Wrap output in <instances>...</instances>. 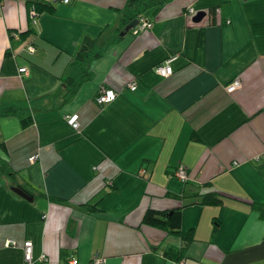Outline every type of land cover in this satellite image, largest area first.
<instances>
[{
  "label": "crops",
  "instance_id": "crops-1",
  "mask_svg": "<svg viewBox=\"0 0 264 264\" xmlns=\"http://www.w3.org/2000/svg\"><path fill=\"white\" fill-rule=\"evenodd\" d=\"M126 1L0 0V110L33 119L0 117L14 173L0 174V264H26L27 239L30 264H264L253 206L264 202V0H170L141 14L151 27L121 35ZM85 37L99 55L69 97L63 76ZM172 55V73L155 74ZM103 88L117 96L99 105ZM178 166L186 181L171 176ZM210 192L220 205L202 202ZM148 208H179L178 232L144 224Z\"/></svg>",
  "mask_w": 264,
  "mask_h": 264
},
{
  "label": "trees",
  "instance_id": "trees-1",
  "mask_svg": "<svg viewBox=\"0 0 264 264\" xmlns=\"http://www.w3.org/2000/svg\"><path fill=\"white\" fill-rule=\"evenodd\" d=\"M170 0H127L123 15L121 19V26L124 27L131 20L137 19L143 14L146 10L151 9L152 15H155L163 4ZM40 7L36 6V10L39 11ZM47 9H49L47 7ZM216 7L213 9L214 14ZM35 10V11H36ZM96 42L94 38L85 37L81 41L79 48L73 54L72 60L68 65L66 74L63 76V82L67 87L68 96H72L77 87L85 80L90 78V71L88 70V60L93 59L99 55V52L96 51ZM34 101L32 104L36 103ZM0 117H17L20 121L21 128L25 129L30 126L33 122L31 111L28 107H13L9 106L0 110ZM2 148H4L3 143ZM4 173L9 176H13V171H11L8 162L0 156V174ZM202 202L206 204L220 205L222 199L220 196H217L215 193L210 192L202 197ZM254 208L259 212V214L264 218V202H254ZM95 205L89 207L90 210H93ZM180 209L176 208L169 212L156 211L148 208L142 217V222L151 226H163L168 229L170 232H178L180 228ZM191 239V235L187 234L186 240ZM167 255H171L176 259L182 257L181 251H166Z\"/></svg>",
  "mask_w": 264,
  "mask_h": 264
},
{
  "label": "built area",
  "instance_id": "built-area-1",
  "mask_svg": "<svg viewBox=\"0 0 264 264\" xmlns=\"http://www.w3.org/2000/svg\"><path fill=\"white\" fill-rule=\"evenodd\" d=\"M63 3L69 2V0H62ZM32 13H34L32 11ZM187 13L191 16H193L196 11L192 7H188ZM216 14L219 13L218 9L215 11ZM226 23L229 22V20L225 21ZM138 24L140 25L141 29H146L151 27L152 23L147 18L140 17L138 19ZM175 57L168 56L165 60L158 63L154 67V73L161 76V77H167L172 73V66L171 62L174 60ZM20 72L23 74H27V69L25 67L20 68ZM127 87L130 90H135L136 88V81L133 80L130 83H128ZM240 87V80L234 79L232 80L226 87V90L228 92H232ZM117 96V92L111 88H103L101 89L97 95L95 96V102L99 105L109 103L112 100H114ZM66 121L68 125H70L72 128L77 129L78 128V115L77 114H68L65 116ZM171 176H174L180 181H186L188 179V174L186 169L183 166H178L177 168L172 170ZM8 245H15L16 243L13 240H8L6 242ZM23 246V254H24V261L26 264H30L32 262V241L31 240H25L22 243ZM67 264H79L78 260L76 258H69L67 260ZM85 264H105V259L100 257H95L91 259L90 261L86 262Z\"/></svg>",
  "mask_w": 264,
  "mask_h": 264
},
{
  "label": "water",
  "instance_id": "water-1",
  "mask_svg": "<svg viewBox=\"0 0 264 264\" xmlns=\"http://www.w3.org/2000/svg\"><path fill=\"white\" fill-rule=\"evenodd\" d=\"M205 13L204 11H196V13L192 16V20L194 22H199L203 17H204ZM138 24V19H133L131 20L125 27L124 30L120 33L121 35L124 34V32L132 29L133 27H135ZM13 191H15L17 194H19L20 196H22L23 198L26 199H31V196H29L26 192H24L22 189H20L19 187H13L12 188Z\"/></svg>",
  "mask_w": 264,
  "mask_h": 264
},
{
  "label": "bare ground",
  "instance_id": "bare-ground-1",
  "mask_svg": "<svg viewBox=\"0 0 264 264\" xmlns=\"http://www.w3.org/2000/svg\"><path fill=\"white\" fill-rule=\"evenodd\" d=\"M29 240V239H28ZM22 248H23V246H22Z\"/></svg>",
  "mask_w": 264,
  "mask_h": 264
},
{
  "label": "clouds",
  "instance_id": "clouds-1",
  "mask_svg": "<svg viewBox=\"0 0 264 264\" xmlns=\"http://www.w3.org/2000/svg\"><path fill=\"white\" fill-rule=\"evenodd\" d=\"M137 19H139V18H137Z\"/></svg>",
  "mask_w": 264,
  "mask_h": 264
}]
</instances>
